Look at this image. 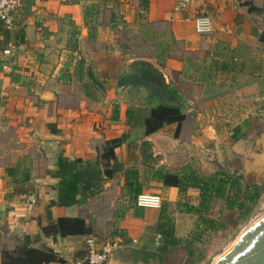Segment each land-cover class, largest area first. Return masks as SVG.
Wrapping results in <instances>:
<instances>
[{"label": "crops", "instance_id": "0c3cea01", "mask_svg": "<svg viewBox=\"0 0 264 264\" xmlns=\"http://www.w3.org/2000/svg\"><path fill=\"white\" fill-rule=\"evenodd\" d=\"M20 1L10 28L14 36L22 30L26 44H6L0 33V264L2 251L15 250L26 240L32 248L55 253L57 260L49 264L83 261L87 236L48 237L43 233L51 218L62 217H85L100 236L115 231L126 236H117L128 240L127 245L105 264L157 261H145L135 251L155 253L160 249L155 238L160 234L161 209L136 207L123 175L107 180L102 192L86 203L51 206L58 200L60 181L53 173L60 157L88 159L90 153L95 155L91 146L102 137L100 126L113 125L111 136L129 131L122 103L121 118L114 123L106 111L88 107L84 101L72 104L67 96L77 92L74 80L81 64L93 59L86 54V45L116 47L111 31L134 30L138 40L152 49L146 60L163 73L167 83L184 82L188 120L180 138L165 131L149 137L134 132L118 150L121 162L142 171L140 148L144 142L159 160L169 152L162 150V143L182 147L198 137L233 140L236 127L256 117L257 104L264 108V45L253 33V17L241 0H195L183 13L176 11L177 0ZM200 8L212 21L210 33L197 32L195 18ZM11 46L15 47L13 54L5 56ZM117 54L121 53L116 50ZM124 90L127 88L111 92L117 95ZM250 135L239 139L232 150L241 154L242 144L252 141ZM258 141L264 142V134ZM130 145L138 148L130 149ZM139 155L140 162L129 161ZM40 159H46L49 174L34 179L35 193L15 195L20 171L27 163L34 168ZM161 165L166 164L157 166ZM252 169L264 172L259 166ZM144 193L164 196L170 210L179 202L177 188L165 189L156 181H150ZM172 217L176 236L185 239L197 217L188 213ZM129 250L136 258H125Z\"/></svg>", "mask_w": 264, "mask_h": 264}, {"label": "trees", "instance_id": "16d2710c", "mask_svg": "<svg viewBox=\"0 0 264 264\" xmlns=\"http://www.w3.org/2000/svg\"><path fill=\"white\" fill-rule=\"evenodd\" d=\"M240 2L241 6L248 8L254 21L253 33L258 42L264 45V29L256 25L257 18L263 17L264 19V0H241ZM0 33L6 44L10 43L13 46L26 44L25 33L20 30L14 36L12 29L1 19ZM125 53L123 52V55ZM135 58L137 60L130 65L132 71L124 74L119 72L115 76L118 79L107 75L101 81L91 70L89 78L94 87L102 86L110 79H114L118 80L115 84L116 88L130 87L138 91H147L149 103L139 108L127 109L125 125L129 127V131H125L120 136H111L114 130L113 125L100 126L99 131H103L104 135H100L102 137L92 143L91 148L95 155L90 153L88 159L60 157L58 170L53 173V176L60 181L57 188L58 200L52 202L51 206L69 208L86 203L102 192L107 180L120 175L124 176L126 187L135 200L144 194L150 181L162 184L165 189L177 188L181 196L177 205L185 207L187 210L185 213L197 217L195 227L185 239L178 238L173 214L169 211V204L165 199L160 219V234L163 236L161 248L155 253L135 252L145 261L155 259L160 264H174L169 256L179 251H186L191 262L198 250L197 240L212 231L227 229L230 226L238 227L251 216L264 193V176L229 171L204 176L197 171L170 169L165 165L157 166L153 163L157 158L151 153L152 148L148 142H144L140 148L143 156L140 165L142 164L143 172L140 167H127L121 162L118 150L129 142L131 133L140 130L143 137H149L165 131L174 138H180L188 120L185 112L187 100L182 86L184 82L167 83L163 73L152 63L141 56L131 55L130 57V59ZM82 66L83 64L80 70ZM114 112L111 120L115 123L121 118L120 104L116 105ZM257 122L258 118L254 117L245 126L236 127L233 141L237 142L239 139L246 138V135H252V131H256L259 127ZM133 147L137 149L138 145H130V149ZM150 160L152 163H149ZM45 161L46 159L38 160L34 168L31 163H27L16 179L15 195H28L36 192L34 179L49 174ZM129 161L140 162L141 156H134ZM194 195H197V200H193ZM217 207H219L218 217H212ZM42 230L48 237L87 236V240L90 237H97L100 242L115 240L117 236L126 237L120 231H115L109 236H100L85 217H62L57 220L51 218L50 223ZM127 242L128 240L124 241L125 244ZM87 248L86 244L85 252H83L84 260L88 255ZM1 255L3 264H49L57 260L53 251L32 248L28 240L15 250L2 251ZM84 264L88 263L85 261Z\"/></svg>", "mask_w": 264, "mask_h": 264}, {"label": "rangeland", "instance_id": "374dc122", "mask_svg": "<svg viewBox=\"0 0 264 264\" xmlns=\"http://www.w3.org/2000/svg\"><path fill=\"white\" fill-rule=\"evenodd\" d=\"M256 25L264 29L263 17L256 19ZM111 32H113V36L117 39V46L111 47L112 51L111 48L106 49L100 45H90L89 42L87 43L85 48L86 54L92 55L93 59L90 58V61L82 63V70L74 80L77 92L67 95L70 96L72 104L83 100L88 106L92 108L96 107L100 112L106 111L109 117L115 113V107L120 103L124 106V112L130 107L139 108L147 105L149 103V93L127 87V90L114 95L111 90L116 89L115 84L118 80L110 79L108 83L94 87L91 84L92 80L89 78L90 70L94 71L93 73L102 81L107 75L115 77L119 72L123 74L131 72L132 67L130 65L137 60L136 58L130 59L131 55L147 59L152 54V49L143 45L138 40L134 30L128 29L121 32L120 29H117ZM121 42L125 45H122ZM116 50L121 53L117 54L119 56H116ZM122 51L126 52L125 55L122 54ZM211 113L213 114L214 112L211 111ZM256 117L258 118L257 123L259 127L256 131H252V135H250L253 137L251 138L252 141L242 144L240 148L241 154H237L232 150L236 141L229 139L225 141L226 138L224 140H217L198 137L195 143H187L186 145L183 143L182 147H179L180 144H176L177 147H175L174 145H170V142L162 143V150H169L168 155L153 161V163L156 165L165 163V166L170 167V169H187L190 172L197 171L204 176H212L218 172L229 171L232 173H244L246 175L253 173L263 177L264 172H257L254 171L255 169H252L255 166L264 168V142L258 141L262 134H264V108L261 104H257ZM135 132L140 134V130H136ZM248 137L249 135H246V138ZM149 163H152V160ZM196 196H193V200H197ZM180 198L179 193V200ZM218 210L219 207L216 208L212 217H218ZM170 212L171 214L185 213L187 210L185 207L177 205L171 208ZM263 217L264 193L251 216L238 227L230 226L227 229L212 231L205 234L200 240H197L196 245L198 246V250L191 262L189 254L186 251L172 254L169 256L170 261L174 264H216ZM158 231L159 233L161 232L160 229ZM150 239V243H152L154 236ZM124 256L125 258H136V255L130 250L126 251ZM158 262V260H151L147 263L144 262V264H158Z\"/></svg>", "mask_w": 264, "mask_h": 264}, {"label": "built area", "instance_id": "2783aa9c", "mask_svg": "<svg viewBox=\"0 0 264 264\" xmlns=\"http://www.w3.org/2000/svg\"><path fill=\"white\" fill-rule=\"evenodd\" d=\"M195 0H177L176 11L186 12L194 4ZM21 5L20 0H0V19L3 20L9 27L14 25V16ZM197 25V32L200 34H207L212 31V21L208 17L206 11L202 8L197 10V16L195 18ZM15 47L4 51L5 56H11ZM164 196L162 195H150L142 194L136 201L135 206L140 209H161L164 204ZM163 236L161 234L156 235L155 243L158 247H161ZM136 243V241H135ZM88 255L85 260L78 262V264H84L86 261L88 264H105L108 263L121 248L125 247L123 239L116 238L115 240H108L106 242H100L97 237H90L87 240Z\"/></svg>", "mask_w": 264, "mask_h": 264}, {"label": "water", "instance_id": "95a60500", "mask_svg": "<svg viewBox=\"0 0 264 264\" xmlns=\"http://www.w3.org/2000/svg\"><path fill=\"white\" fill-rule=\"evenodd\" d=\"M216 264H264V217Z\"/></svg>", "mask_w": 264, "mask_h": 264}]
</instances>
